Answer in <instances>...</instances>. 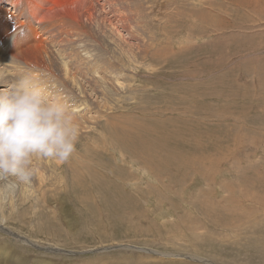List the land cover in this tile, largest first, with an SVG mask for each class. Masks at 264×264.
I'll use <instances>...</instances> for the list:
<instances>
[{
	"label": "rangeland",
	"instance_id": "obj_1",
	"mask_svg": "<svg viewBox=\"0 0 264 264\" xmlns=\"http://www.w3.org/2000/svg\"><path fill=\"white\" fill-rule=\"evenodd\" d=\"M3 1L0 90L31 68L79 136L30 183L0 181V251L16 264H264V0H48L64 5L39 28L26 0ZM112 120L149 131L159 160L121 150Z\"/></svg>",
	"mask_w": 264,
	"mask_h": 264
},
{
	"label": "clouds",
	"instance_id": "obj_2",
	"mask_svg": "<svg viewBox=\"0 0 264 264\" xmlns=\"http://www.w3.org/2000/svg\"><path fill=\"white\" fill-rule=\"evenodd\" d=\"M79 128L72 107L40 74L27 66L0 90V181L9 191L30 183L35 163L68 160Z\"/></svg>",
	"mask_w": 264,
	"mask_h": 264
},
{
	"label": "bare ground",
	"instance_id": "obj_3",
	"mask_svg": "<svg viewBox=\"0 0 264 264\" xmlns=\"http://www.w3.org/2000/svg\"><path fill=\"white\" fill-rule=\"evenodd\" d=\"M33 1V0H32ZM4 3L5 5L6 2L3 0H0V4ZM27 6L29 8V12L30 15L35 18L36 20V24H44V22H49L47 20H52V18L54 17V15H56V12H58V10L61 11V9L63 8V3H60L59 6L56 5V3H51L48 0H38L37 2H31V0H26ZM59 3V2H58ZM12 4L14 5V3L12 2ZM45 4V5H44ZM63 4V5H62ZM13 5L9 4V7H13ZM69 5L71 7H73L74 9H76L77 6L80 5V1L79 0H70ZM8 6V5H7ZM61 7V9H59ZM27 12V10H26ZM75 13H77V11H75ZM1 14V12H0ZM3 14V13H2ZM7 13H5L4 17L7 16ZM2 16V15H1ZM24 17V16H23ZM8 19V18H7ZM21 19V18H20ZM56 19V18H55ZM45 20V21H44ZM124 20V19H123ZM5 21V20H4ZM125 21V20H124ZM13 23V22H12ZM16 23V22H15ZM125 23V22H123ZM3 24V20L0 19V26ZM17 24V23H16ZM35 24V23H34ZM53 24V22H52ZM46 25V24H45ZM54 25V24H53ZM131 25V24H130ZM42 26V25H41ZM36 27V26H35ZM38 27V26H37ZM40 27V26H39ZM38 27V28H39ZM47 27V26H46ZM13 28V27H12ZM19 29V28H18ZM43 29V27H42ZM45 30V27H44ZM47 30V29H46ZM134 30V29H133ZM10 31V30H9ZM35 31H37L35 29ZM137 31V30H136ZM140 31V30H139ZM2 32V31H1ZM43 33V32H42ZM12 34V33H11ZM97 34V33H96ZM42 35V34H41ZM134 35V34H133ZM1 36V35H0ZM18 38V37H17ZM16 38V39H17ZM123 38V37H122ZM13 38H9L7 41H10ZM20 39V38H19ZM137 39V38H136ZM43 40V39H41ZM120 41L122 42V40L120 39ZM4 42V41H3ZM110 42V41H108ZM111 43V42H110ZM124 44V43H123ZM8 46V44H7ZM24 46V44H23ZM16 47V46H15ZM20 48V47H19ZM17 49V48H16ZM11 57H14V54H11ZM16 58V57H14ZM112 69V68H111ZM79 72V71H78ZM83 73V72H82ZM78 74V73H77ZM116 74V72H115ZM113 75V74H112ZM79 76H81L79 74ZM74 77V76H73ZM71 81H73L72 79H70ZM75 81V80H74ZM73 81V82H74ZM71 83V82H70ZM104 87V86H103ZM106 88V87H105ZM104 88V89H105ZM103 93V92H102ZM106 93V92H105ZM108 94V92L106 93ZM103 95H105L103 93ZM108 97V95H107ZM104 98V97H103ZM106 98V95H105ZM107 99V98H106ZM109 100V99H108ZM108 103V102H107ZM112 126H113V130L115 131H120L123 133V138H121L122 141H118L116 140L115 144H117L119 146V148L122 150L123 148H125V150L128 148L131 152L133 153H139L140 156H144L147 157L148 159H146V162L143 161V159H141L140 157H137L141 162L143 163H147L148 161L153 163L159 160L157 154V148H156V142H154V140L151 138V134L149 131H144L143 134L140 135H131L128 131H126L125 129H123L122 127H117V126H121L119 124H117V122H115L114 120L110 121ZM116 127V128H115ZM159 143V142H157ZM161 143V142H160ZM161 145V144H160ZM159 146V144H158ZM165 146V145H163ZM161 146V147H163ZM127 147V148H126ZM167 147V146H166ZM159 148V147H158ZM127 149V150H128ZM167 149V148H166ZM128 150V151H129ZM164 150V149H163ZM134 158V157H133ZM132 158V159H133ZM136 159V158H134ZM135 161V160H134ZM146 168V167H145ZM4 256H6L7 259L5 260H11L15 263V261L13 260V253H7V252H2L0 251V260H2V258H4ZM4 260V262H5ZM20 261L21 258L19 259ZM16 264V263H15Z\"/></svg>",
	"mask_w": 264,
	"mask_h": 264
},
{
	"label": "built area",
	"instance_id": "obj_4",
	"mask_svg": "<svg viewBox=\"0 0 264 264\" xmlns=\"http://www.w3.org/2000/svg\"><path fill=\"white\" fill-rule=\"evenodd\" d=\"M95 2H97L96 0H94ZM37 25V24H36ZM38 26V25H37Z\"/></svg>",
	"mask_w": 264,
	"mask_h": 264
}]
</instances>
